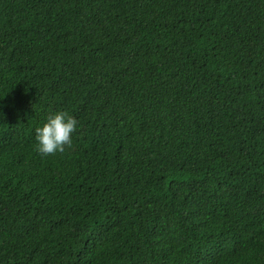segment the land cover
I'll use <instances>...</instances> for the list:
<instances>
[{"label": "trees", "instance_id": "trees-1", "mask_svg": "<svg viewBox=\"0 0 264 264\" xmlns=\"http://www.w3.org/2000/svg\"><path fill=\"white\" fill-rule=\"evenodd\" d=\"M0 264H264V0H0Z\"/></svg>", "mask_w": 264, "mask_h": 264}, {"label": "clouds", "instance_id": "clouds-1", "mask_svg": "<svg viewBox=\"0 0 264 264\" xmlns=\"http://www.w3.org/2000/svg\"><path fill=\"white\" fill-rule=\"evenodd\" d=\"M78 127V120L68 112H50L34 130L36 150L42 155L63 153L73 144Z\"/></svg>", "mask_w": 264, "mask_h": 264}]
</instances>
